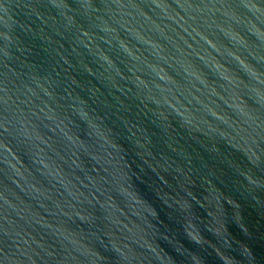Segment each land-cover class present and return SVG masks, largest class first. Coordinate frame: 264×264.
<instances>
[{"label": "water", "instance_id": "obj_1", "mask_svg": "<svg viewBox=\"0 0 264 264\" xmlns=\"http://www.w3.org/2000/svg\"><path fill=\"white\" fill-rule=\"evenodd\" d=\"M0 45L264 264V0H0Z\"/></svg>", "mask_w": 264, "mask_h": 264}]
</instances>
